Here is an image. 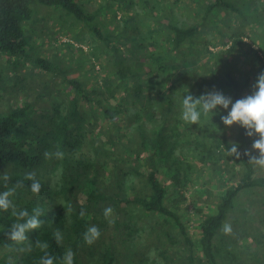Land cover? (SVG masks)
Wrapping results in <instances>:
<instances>
[{
  "label": "trees",
  "instance_id": "16d2710c",
  "mask_svg": "<svg viewBox=\"0 0 264 264\" xmlns=\"http://www.w3.org/2000/svg\"><path fill=\"white\" fill-rule=\"evenodd\" d=\"M83 2L0 0V55L9 61L15 58L12 62L14 66L19 64V59L29 55L22 22L31 18L33 5L36 4L59 7L69 14L66 19L72 17L74 24L77 23L75 20H84L89 29L101 41H105L104 47L110 53L109 60L99 62V69L105 72L99 83L95 81L85 86V82L69 76L61 79L60 94L67 97L66 102L63 98L62 103L53 104L51 113H41V125L33 122L29 103L10 107L6 113L0 114V164L10 165V179L5 181L4 176L1 177L0 189L4 192L9 188L15 189L13 196L16 198L9 200L17 213L26 209L31 216L33 209L39 207L42 210L39 219L43 222L40 228L25 231V235L29 236L26 244H18L11 239V226L15 222L26 223L27 218L17 219L11 209H0V249L9 248L16 254L11 264H40L44 251L37 246L39 240L49 244L47 252L55 258L54 264H64L63 258L68 251L65 243L73 240L72 250L77 251L75 249L82 243L90 224H105V208L112 207V213L118 216L121 211L126 212L125 208L128 209L130 205H139L146 212L164 215L175 222L187 244L188 264H245L237 261L238 251L230 248L224 250L223 256L227 260L221 263L214 239L234 209L239 192L245 188L264 187V175L255 176L254 164L246 149L248 129L237 123L233 143L238 145L239 157L223 153L220 144L224 143L230 149L233 143L227 141V129L221 120V112H215L212 119L210 116L202 117L200 123H205L204 126L200 123L189 124L180 117V110L175 108L172 97L180 94L181 89L183 92L186 89L184 86L189 91L182 93L181 101L184 95L199 97L203 92L199 86L201 80L190 78L195 76L194 73L187 75L192 62L185 60L187 53L183 48L188 46L189 51H193L194 45L198 46L195 39L198 27L202 21L206 24L214 11L223 9L237 14V8L226 0H208L205 4L201 0H139L138 11L134 12V0H107L97 10L110 9L115 18L116 4L124 2L126 7H130L129 13L117 18L120 21L125 18L123 24L118 21L122 29H115L118 37L124 39L120 42L123 46L126 42L130 43L126 47L128 56L123 58L119 55L123 53L121 47L107 42L112 31L102 33L99 26L93 25ZM189 2L194 6H183ZM242 20L241 25L251 26L244 17ZM143 27L145 30H141ZM128 28L131 29L129 33L124 31ZM231 37L230 50L247 43L243 40L242 31H236ZM227 44L228 41L225 42ZM92 48L97 53L98 48ZM252 50L258 52L257 47ZM88 57L91 65L95 57L100 59L98 54L91 53ZM32 63L46 71L50 69L49 63L42 57H33ZM226 85L233 103L252 94L246 91L247 80L228 76ZM112 99L114 103L110 102ZM156 100L157 110L153 108ZM62 104L66 111H63ZM158 110L155 115L154 112ZM120 119L121 127L116 131ZM195 130L202 131L203 139L210 137L211 131L217 133V138L196 143L187 134ZM95 131L99 132V136L94 138ZM182 138H185L183 143L193 144L197 154H192L191 158L214 166L216 173H223L221 168L226 165L234 172H241L237 182L229 185L217 197L214 210H210V207L196 210L199 221L195 241L187 234L180 214L173 209L182 201L185 182L195 170L190 157L182 150L176 153ZM56 151L64 153L63 159H57L54 155L50 159L45 158V152ZM47 164L58 178L53 187L49 186ZM166 169L172 171L170 180L179 187L178 197L171 200L167 198L165 183L158 178V173ZM28 172H35L36 179L42 185L39 195L31 191L32 181L24 180ZM180 176L184 177L183 180ZM19 180H24V187H16ZM21 192L29 199L20 198ZM204 192L207 199L211 191L205 189ZM65 209L70 214V224H67ZM81 211L84 212L83 216L80 215ZM120 225L119 220H114L115 228H120ZM65 231L70 233L67 235ZM56 232L62 237L60 244L54 238ZM99 258L101 264H114L115 261L113 253L107 248L103 249ZM253 258L258 262L257 252ZM0 264L7 263L0 260ZM74 264H77L76 260Z\"/></svg>",
  "mask_w": 264,
  "mask_h": 264
},
{
  "label": "rangeland",
  "instance_id": "374dc122",
  "mask_svg": "<svg viewBox=\"0 0 264 264\" xmlns=\"http://www.w3.org/2000/svg\"><path fill=\"white\" fill-rule=\"evenodd\" d=\"M125 1L128 2V0ZM134 1L136 4L133 10L136 12L138 11L139 0ZM226 1L237 8L239 16L236 12L223 9L214 11V14L209 15L206 24L202 21V24L198 27L199 32L195 34L198 46L194 45L193 47L195 51H189L188 46L183 48L187 53L185 60L192 62L188 67L187 75L192 76L194 73L195 76L190 78L202 81H200L199 86L202 87L203 92L199 96L212 91H219L225 96H229L230 89L226 85L228 76L247 80L246 91L253 93L255 91L253 85L257 81L258 74L264 71V0ZM106 2L107 0H84L83 3L86 11L90 13L91 23L99 26L102 33L112 31L109 32L111 35L107 42L121 47L123 53H119V55L121 54L123 58H126L128 56L126 47H129L130 43L126 42L123 46L120 42L124 39L118 37L115 29L122 26L125 18L122 21L118 19L123 14L129 13L130 7H126L124 2L119 5H123L125 8H121L116 4L115 18V14L110 9L101 8L97 10ZM207 2L208 0H201V3L205 4ZM186 5L194 6L192 2L183 6ZM98 11L100 12L96 13ZM66 15L69 14L57 6L33 5L31 18L22 22V27L28 40V57L19 59V64L14 66L12 62H14L15 58H10L11 61H9V59L0 55V114L6 113L10 107L29 103L33 122L36 125H41L43 121L40 117L41 113H51L53 104L62 103L63 98L64 102H66L67 97L60 94L62 89L61 79L69 76L85 82V86L93 84L95 81L100 82L105 72L101 68L99 69L101 67L99 62L103 60L105 63L109 60L107 58L110 57L109 50L104 47L105 41H101V38L89 29L84 20H75L77 23L74 24L72 17L66 19ZM198 15L200 16L201 14L198 13ZM242 17H244L245 22L251 25L250 27L241 25L243 23ZM118 21L122 24H118ZM129 28L124 31L129 33L131 30ZM236 28L241 30H236ZM141 30H145V27ZM236 31L243 32L245 37L243 40L247 43L244 46L230 50L228 47L230 46L229 40L233 39L231 36ZM128 33L126 34L130 35ZM145 35L149 37L150 33L146 34L145 32ZM226 41H228L227 45H225ZM92 46L98 48L97 53L94 52ZM256 47L258 48L257 53L252 50ZM91 53L92 55L98 54L100 57V59L94 58L93 65L88 62V56ZM38 56L49 63V71L32 63V58ZM184 87L186 89L183 92H188L189 89L186 86ZM196 91H198L197 88ZM119 92L120 90L117 93ZM183 92L181 89L180 94L172 96L175 108L180 110V117L182 110L180 98L183 96ZM110 102L114 103L115 100L112 99ZM61 106L63 111H66L65 106L63 104ZM153 108L157 110V100L153 102ZM230 110L231 105H229L228 109L217 106L216 109L212 110L213 114H209L210 119H212L215 112L219 111L222 114L221 116H226ZM157 112L159 110L154 112V114H158ZM121 121L120 119V122H117L116 131L120 130ZM200 125L204 126L205 123H200ZM225 126L227 129V141L228 143H233L237 133V123ZM201 132L200 130H195V132L187 134L190 140H195L194 142L196 143L202 140H208L209 142L217 138V133L211 131L210 137L203 139ZM93 135L94 138L98 137L99 132L95 131ZM184 139H180L182 144L178 146L176 153L182 150L188 158L190 157V161L195 165V170L190 173L185 182L182 201L178 203L177 208L173 209L180 214V221L187 228V234L195 241L198 237L197 224L199 221V214L196 210L209 207L210 210H214L215 202L218 200L217 197L229 185L237 182L241 172H234L229 165H226V167L221 168V171H224L223 173H216L214 166L191 158L192 154L197 153L194 152L193 144L183 143ZM257 139H259L258 133L252 136L247 135L246 149L250 158H259L260 156V150L252 147L253 142ZM227 146L221 143V152H228ZM190 152L192 153L190 154ZM252 161L255 168V176L264 175V166L257 164L254 160ZM9 167V164H0V178L5 173H9ZM46 168L49 186L53 187L57 183L58 178L51 171L50 164H47ZM238 169L240 170L241 168L238 167ZM171 176L172 171L167 169L158 173L160 181L165 183L169 200L177 198L179 195V187L177 188L170 180ZM180 178L183 180L184 177L180 176ZM205 189L211 191L207 199V194L204 192ZM3 193L4 190L0 189V195H3ZM19 196L23 199H29V196L22 192L19 193ZM9 198L14 200L16 197L12 195ZM125 209L126 212L121 211L118 216L115 213H111L107 219L104 216L106 220L104 225L92 223L88 226H98L102 232L100 238L93 245H87L83 238L82 243L78 244L75 249L77 251H74L72 250L73 240L65 243V248L71 249L75 254L74 260H76L77 264H101L99 257L104 248L109 249L113 253L114 264H188L187 244L178 232V226L173 220L158 213L146 212L139 205H130L128 209ZM64 215L67 224H70L71 217L68 210H64ZM97 217L100 219L99 215ZM116 219L121 222L120 228H115L114 223H109V220L114 221ZM225 224L231 226V233L226 234L221 229L214 239L215 246L220 253L219 261L221 263L226 262L227 259L223 256L224 250L230 248L233 251H238V262L264 264V187L241 190L235 200V207L228 214L223 227ZM65 233L68 235L70 231H65ZM25 236L27 239L23 242H18V244L27 243L29 236ZM255 252H257L258 262L253 258ZM15 256L16 254L9 248L0 249V260L4 263L11 264ZM198 264L203 263L198 262Z\"/></svg>",
  "mask_w": 264,
  "mask_h": 264
},
{
  "label": "clouds",
  "instance_id": "9594fccd",
  "mask_svg": "<svg viewBox=\"0 0 264 264\" xmlns=\"http://www.w3.org/2000/svg\"><path fill=\"white\" fill-rule=\"evenodd\" d=\"M255 91L251 95H247L244 98L238 99L233 103L230 96H225L219 91L207 92L194 97L191 94L184 95L182 100L181 118L189 124H199L202 117H207L209 114H213L212 110L216 109L217 106H222L224 109H228L231 105V110L228 111L226 116H221V120L227 126H231L234 123H238L242 127H245L249 131L246 135L252 136L258 133L259 139L253 142L252 147L260 150L259 158L252 157L257 164L264 166V71L258 74L256 83L253 85ZM238 145L233 143L231 148L228 149L229 155H236L239 157L240 153L237 151ZM57 159H63L64 153L62 151H56L55 153L45 152L44 156L46 159H50L52 156ZM10 177L7 173L4 174V180H9ZM24 180L32 181L30 188L33 194L39 195L41 191V183L36 179L35 172H28L24 176ZM24 180L17 181L16 187H24ZM15 192L14 188H9L8 191L0 195V209L4 211L12 210V215L17 219L27 218L26 223H13L12 231L10 233L11 239L16 242H23L27 239L25 231L29 229H37L42 225V221L39 217L42 215V210L37 207L33 209V214L29 216V212L25 209L16 212L13 202L9 200V196H12ZM113 212L112 207H107L104 210V216L107 219ZM81 216L84 212L81 211ZM109 223L114 221L109 220ZM223 231L228 234L231 233V226L225 224ZM57 244H60L62 237L59 232L53 234ZM102 235L101 230L98 226L92 225L88 227L84 233V241L87 245L91 246L96 240ZM37 246L44 251V256L41 257L40 264H54V257L47 252L49 244L47 242L37 241ZM74 253L69 249L64 256L65 264H74Z\"/></svg>",
  "mask_w": 264,
  "mask_h": 264
},
{
  "label": "crops",
  "instance_id": "0c3cea01",
  "mask_svg": "<svg viewBox=\"0 0 264 264\" xmlns=\"http://www.w3.org/2000/svg\"><path fill=\"white\" fill-rule=\"evenodd\" d=\"M245 37H243V39H244Z\"/></svg>",
  "mask_w": 264,
  "mask_h": 264
}]
</instances>
